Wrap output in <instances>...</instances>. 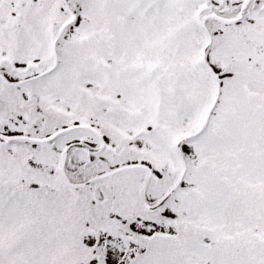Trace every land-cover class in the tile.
<instances>
[{
	"label": "snow or ice",
	"instance_id": "1",
	"mask_svg": "<svg viewBox=\"0 0 264 264\" xmlns=\"http://www.w3.org/2000/svg\"><path fill=\"white\" fill-rule=\"evenodd\" d=\"M0 264H264V0H0Z\"/></svg>",
	"mask_w": 264,
	"mask_h": 264
}]
</instances>
